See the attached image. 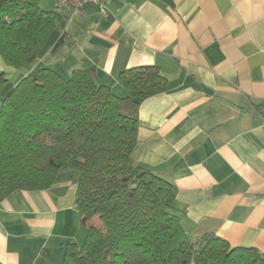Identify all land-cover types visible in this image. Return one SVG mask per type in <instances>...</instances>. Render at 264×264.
I'll list each match as a JSON object with an SVG mask.
<instances>
[{
	"label": "crops",
	"instance_id": "crops-1",
	"mask_svg": "<svg viewBox=\"0 0 264 264\" xmlns=\"http://www.w3.org/2000/svg\"><path fill=\"white\" fill-rule=\"evenodd\" d=\"M106 7L62 8L46 52L16 67L0 54V72L14 85L38 66L64 76L95 66L123 95L124 69L159 66L168 90L139 106L135 162L173 184L191 238L214 233L264 253V0ZM78 180L65 167L46 189L0 195V264H61L67 245L83 242Z\"/></svg>",
	"mask_w": 264,
	"mask_h": 264
},
{
	"label": "trees",
	"instance_id": "trees-1",
	"mask_svg": "<svg viewBox=\"0 0 264 264\" xmlns=\"http://www.w3.org/2000/svg\"><path fill=\"white\" fill-rule=\"evenodd\" d=\"M41 2L0 0L6 64H33L48 49L60 13ZM119 80L123 95L98 81L95 66L68 76L38 66L14 85L0 72V195L46 189L65 167L79 172L85 238L67 245L61 264H264L255 247L187 234L173 184L133 158L139 106L168 90V79L139 65Z\"/></svg>",
	"mask_w": 264,
	"mask_h": 264
},
{
	"label": "built area",
	"instance_id": "built-area-1",
	"mask_svg": "<svg viewBox=\"0 0 264 264\" xmlns=\"http://www.w3.org/2000/svg\"><path fill=\"white\" fill-rule=\"evenodd\" d=\"M108 0H56L55 9L59 12L64 7L73 6L76 10H80L81 7L87 3H96L101 6L102 14L106 15L108 9L106 7V2Z\"/></svg>",
	"mask_w": 264,
	"mask_h": 264
},
{
	"label": "rangeland",
	"instance_id": "rangeland-1",
	"mask_svg": "<svg viewBox=\"0 0 264 264\" xmlns=\"http://www.w3.org/2000/svg\"><path fill=\"white\" fill-rule=\"evenodd\" d=\"M54 0H42L41 6L46 10H51Z\"/></svg>",
	"mask_w": 264,
	"mask_h": 264
}]
</instances>
